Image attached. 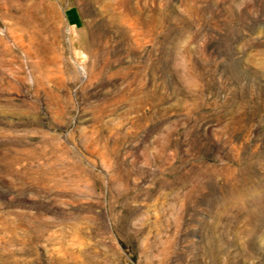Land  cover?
Returning <instances> with one entry per match:
<instances>
[{"label": "rangeland", "instance_id": "1", "mask_svg": "<svg viewBox=\"0 0 264 264\" xmlns=\"http://www.w3.org/2000/svg\"><path fill=\"white\" fill-rule=\"evenodd\" d=\"M0 264H264V0H0Z\"/></svg>", "mask_w": 264, "mask_h": 264}, {"label": "crops", "instance_id": "2", "mask_svg": "<svg viewBox=\"0 0 264 264\" xmlns=\"http://www.w3.org/2000/svg\"><path fill=\"white\" fill-rule=\"evenodd\" d=\"M81 17H80V13L76 14V19L74 21L70 20V22L72 23H78L80 21Z\"/></svg>", "mask_w": 264, "mask_h": 264}]
</instances>
